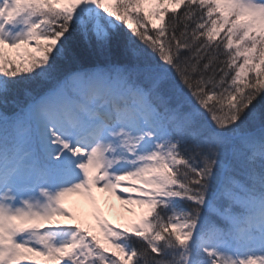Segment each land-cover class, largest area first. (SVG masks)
I'll list each match as a JSON object with an SVG mask.
<instances>
[{
    "label": "snow or ice",
    "instance_id": "6c2138e0",
    "mask_svg": "<svg viewBox=\"0 0 264 264\" xmlns=\"http://www.w3.org/2000/svg\"><path fill=\"white\" fill-rule=\"evenodd\" d=\"M0 264H264V0H0Z\"/></svg>",
    "mask_w": 264,
    "mask_h": 264
},
{
    "label": "rangeland",
    "instance_id": "374dc122",
    "mask_svg": "<svg viewBox=\"0 0 264 264\" xmlns=\"http://www.w3.org/2000/svg\"><path fill=\"white\" fill-rule=\"evenodd\" d=\"M146 7L148 6L146 5ZM93 195L96 198L95 205H93L92 202L88 200L87 197L79 194H69L68 196H66L65 205L66 207H72L78 218H80L85 223V225L91 226L94 231H98V229L95 226V211L97 208L99 209L100 213L113 225L125 224L131 220H134L142 211V209L139 206L133 205L132 213H134V216L129 218L126 213L124 214L123 212H121L120 214V211H122L118 209L120 208L119 206L120 204L118 203V200H115V202L117 203L116 204L117 210L111 214L107 212L106 207L104 206L105 200L103 199V197H101V194L97 193L94 189Z\"/></svg>",
    "mask_w": 264,
    "mask_h": 264
},
{
    "label": "bare ground",
    "instance_id": "6f19581e",
    "mask_svg": "<svg viewBox=\"0 0 264 264\" xmlns=\"http://www.w3.org/2000/svg\"><path fill=\"white\" fill-rule=\"evenodd\" d=\"M99 192L101 194V197H103V199L105 200L104 206L106 207L107 212L112 214L114 211L117 210V207H116L117 203L115 202V200H118V199L116 198L115 195H112L111 193L102 192V191H99ZM118 203L120 204V205L118 204L120 206V208H118V209L122 210V211H120V214H121V212H123L124 214L126 213L127 216L130 218L132 216H134V213L128 212L126 210L127 208H132L133 205H124L121 203L120 200H118ZM127 216H125V217H127Z\"/></svg>",
    "mask_w": 264,
    "mask_h": 264
}]
</instances>
